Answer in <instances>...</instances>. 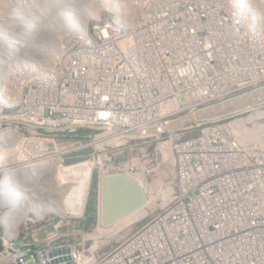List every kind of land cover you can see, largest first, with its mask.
I'll use <instances>...</instances> for the list:
<instances>
[{
  "label": "built area",
  "instance_id": "2783aa9c",
  "mask_svg": "<svg viewBox=\"0 0 264 264\" xmlns=\"http://www.w3.org/2000/svg\"><path fill=\"white\" fill-rule=\"evenodd\" d=\"M34 2L0 0V163L13 147L23 161H91L98 215L99 158L109 167L117 155L110 167L140 178L158 156L152 137L169 134L174 162L162 160L175 182L169 199L113 245L94 247L83 228L28 237L26 225L2 238L0 264H264V142L231 126L245 112L264 114V102L156 130L264 89V0H100L45 65L22 62L13 34ZM195 127V136L178 133ZM49 224L57 230L63 220Z\"/></svg>",
  "mask_w": 264,
  "mask_h": 264
},
{
  "label": "bare ground",
  "instance_id": "6f19581e",
  "mask_svg": "<svg viewBox=\"0 0 264 264\" xmlns=\"http://www.w3.org/2000/svg\"><path fill=\"white\" fill-rule=\"evenodd\" d=\"M36 1L37 2L31 4V8L27 9L24 13L26 22L23 25L26 26L23 27V25H18V30L13 34H16L22 39V62L29 60L42 65H45L51 59L53 51L59 44L61 37L71 29H82L86 18L96 16L97 4L99 3L101 6L100 0H76L73 5L71 3L72 0ZM58 1L60 7L57 6V4L53 5V3H58ZM80 2H82L83 7ZM94 2H96V5ZM23 39L27 40L24 41ZM262 116H264V114H261L259 111L253 112V114L243 120L231 122V126L241 131V139L249 137L260 139L264 142V119H259ZM249 124L250 126L248 127ZM156 151L161 160L168 159L170 163L174 162L171 156V145L169 143H160ZM11 152L13 158L6 160L5 163H0V170L3 172V176L0 179V201L10 206V210L0 217V222L5 228L6 238L17 235L20 227L17 228V226L23 218L25 221L32 220V218L27 215V212L30 210L35 213L37 218H41L45 213L51 211L61 216L68 215L61 203L62 197L68 188V184L62 181L58 173L59 169L62 167L60 165L59 156L50 161L37 159L23 161L21 155L16 154L14 147L11 149ZM18 161H20L17 164L19 167L12 171L9 166ZM98 163L101 173L106 174V170H103L104 161L99 159ZM46 174H51V176L46 178ZM172 191V186L168 185L166 188L159 189L157 196L161 201L166 202ZM148 206L149 200L146 198L145 205L126 215L114 224L120 221L124 223V220H127L124 226L133 224L146 215L144 207L147 208ZM24 220H22L21 223ZM98 222L99 219L97 220L95 230L99 233L94 234L92 238H90V235L93 232L88 234L89 239L92 240L91 244L94 247L98 245L97 242L99 237L104 234L102 228H110L114 225L104 226Z\"/></svg>",
  "mask_w": 264,
  "mask_h": 264
},
{
  "label": "water",
  "instance_id": "95a60500",
  "mask_svg": "<svg viewBox=\"0 0 264 264\" xmlns=\"http://www.w3.org/2000/svg\"><path fill=\"white\" fill-rule=\"evenodd\" d=\"M263 102L264 89H260L192 112L179 121L158 127L156 130L166 131L190 121H207L228 116ZM58 173L62 181L68 184V188L62 197V207L68 216L80 217L86 207L93 175V163L83 161L65 165L59 169ZM145 203L146 196L135 173H110L101 178L99 221L102 225L114 224Z\"/></svg>",
  "mask_w": 264,
  "mask_h": 264
},
{
  "label": "rangeland",
  "instance_id": "374dc122",
  "mask_svg": "<svg viewBox=\"0 0 264 264\" xmlns=\"http://www.w3.org/2000/svg\"><path fill=\"white\" fill-rule=\"evenodd\" d=\"M42 50V49H40ZM250 115L249 112H245L239 116H236L235 118H246ZM231 120V119H230ZM199 131V128L195 127V128H190V129H186V130H181L180 132V136L181 138H188V137H192L195 136ZM85 132H81V134H84ZM171 140L170 135H159L156 137H152V155L155 151L156 154V148L158 147L159 143H165V142H169ZM92 152H97V149L95 147H93ZM121 160V157L115 155L113 158L110 159V162H107L108 166H103V170H106V173H116L114 171V167L112 165H115L114 162H118ZM113 163V164H112ZM112 164V165H111ZM151 165V161L147 162L145 164L146 170L149 169L151 170L152 167V171L149 172H145L143 175H140L139 181L140 184L142 186V189L145 193L146 198H148L149 200V206L146 208L144 207L145 210V214L150 213L151 209H154L155 207H157L160 203L161 200L159 199V197L157 196L158 190L159 189H163L165 188L167 185H170L168 183H173L175 182V168L173 165H171L169 162L163 161L161 160L158 156H156V160L152 161V166ZM110 166H112L113 168H111ZM150 167V168H149ZM99 168L96 169V175L99 172ZM51 171V170H50ZM46 178H49L51 176V174H46ZM0 178H1V174H0ZM43 179V178H42ZM145 189V190H144ZM96 186H95V180L94 183L92 182L90 184V188H89V192H88V196H87V200H86V207L84 210V213L80 216V217H72V216H68V215H60L56 212H47L45 213L41 218H37L35 213L33 211H28L27 215L32 218V222L31 221H25L24 218L22 220H24L22 223L21 221L19 222L17 228L19 227V230L21 233H25L26 231H23L22 228L24 226L27 225L28 227V232L27 235L28 237H35L37 239H42L44 238L48 233L52 232V233H65V232H69L72 233V230H79L81 228H83L85 231L92 233L90 235V238H92V236L94 234H98L99 232L96 229V224H97V219H98V215H97V193H96ZM10 210V206L4 202L0 201V217L5 215L8 211ZM144 216V215H143ZM63 220V224L61 225L60 228H58L57 230H55L52 225L49 224V221H60ZM127 222V220H124ZM145 221V219H143L142 217L134 222L133 224L129 225V226H124L123 221H120L116 224L113 225V227H103V232L104 234L98 238V240L101 241H110L111 238L112 242L110 243V245H113L115 243V240L119 239L120 236H123V234L125 232H129L132 230H135L137 227H139L143 222ZM123 226V227H122ZM110 229V231H109ZM113 230V231H111ZM108 231V232H107ZM5 236V230L4 227L2 226V223L0 222V246L2 243V238ZM12 236V235H10ZM114 237V238H113ZM70 240H78V236L77 235H70Z\"/></svg>",
  "mask_w": 264,
  "mask_h": 264
}]
</instances>
